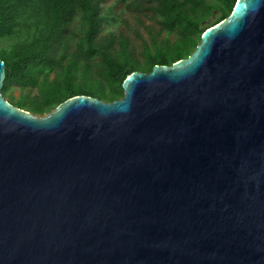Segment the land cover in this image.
I'll list each match as a JSON object with an SVG mask.
<instances>
[{
  "label": "water",
  "instance_id": "obj_1",
  "mask_svg": "<svg viewBox=\"0 0 264 264\" xmlns=\"http://www.w3.org/2000/svg\"><path fill=\"white\" fill-rule=\"evenodd\" d=\"M0 264H264V0L122 97L1 94Z\"/></svg>",
  "mask_w": 264,
  "mask_h": 264
},
{
  "label": "trees",
  "instance_id": "obj_2",
  "mask_svg": "<svg viewBox=\"0 0 264 264\" xmlns=\"http://www.w3.org/2000/svg\"><path fill=\"white\" fill-rule=\"evenodd\" d=\"M103 2L0 0L1 94L10 104L43 116L77 95L117 100L128 74L186 58L236 0H115L155 21L156 29L144 26L146 37L136 34L138 51L123 33L105 31Z\"/></svg>",
  "mask_w": 264,
  "mask_h": 264
},
{
  "label": "rangeland",
  "instance_id": "obj_3",
  "mask_svg": "<svg viewBox=\"0 0 264 264\" xmlns=\"http://www.w3.org/2000/svg\"><path fill=\"white\" fill-rule=\"evenodd\" d=\"M102 8L107 11L105 31H114L116 34L123 33L129 38L130 43L134 46V50H139L140 42L136 34L139 33L146 37L147 33L144 26L153 25L156 29L154 19L151 13L146 11L139 12L136 7L132 5H123L116 3L115 0H104ZM11 95L17 98L19 95L18 89L13 87Z\"/></svg>",
  "mask_w": 264,
  "mask_h": 264
}]
</instances>
